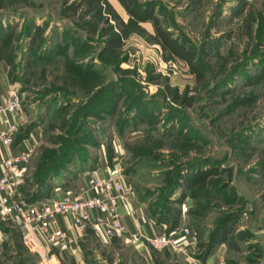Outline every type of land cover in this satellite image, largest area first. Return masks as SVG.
Returning a JSON list of instances; mask_svg holds the SVG:
<instances>
[{
  "label": "rangeland",
  "instance_id": "obj_1",
  "mask_svg": "<svg viewBox=\"0 0 264 264\" xmlns=\"http://www.w3.org/2000/svg\"><path fill=\"white\" fill-rule=\"evenodd\" d=\"M126 2L149 18L117 0L94 11L85 0H0V65L23 93L17 139L41 128L18 191H35L49 169L66 177L101 147L122 157L149 213L190 219L196 243L194 259L152 247L147 262L93 236L87 264H264V81L253 80L264 0ZM154 19L194 70L166 50ZM18 233L8 264H58Z\"/></svg>",
  "mask_w": 264,
  "mask_h": 264
},
{
  "label": "built area",
  "instance_id": "obj_2",
  "mask_svg": "<svg viewBox=\"0 0 264 264\" xmlns=\"http://www.w3.org/2000/svg\"><path fill=\"white\" fill-rule=\"evenodd\" d=\"M8 92L5 102L0 103V121H7L5 129L0 133V142L11 146L21 125L10 123L6 116L21 111L23 93L16 85L11 86ZM35 149V145L26 146L21 152L6 157L2 161L3 175L0 177V218L11 220L22 230V239L30 249L39 252L43 240L61 248L73 245L77 238L58 222L60 216L67 214L74 215V221L81 230L93 226L97 235L105 240L123 232L125 225L121 220L119 201L134 189L122 179L92 176L78 191L56 188L54 198L49 200L40 198L28 201L22 197L17 187L26 179L27 164ZM94 209L107 214V218L93 217ZM176 231L151 234L148 242L155 249H173L186 260L193 258L194 251L190 250L189 245L196 243V236L191 233L189 226L178 229L179 235H175ZM2 253L0 248V255Z\"/></svg>",
  "mask_w": 264,
  "mask_h": 264
},
{
  "label": "crops",
  "instance_id": "obj_3",
  "mask_svg": "<svg viewBox=\"0 0 264 264\" xmlns=\"http://www.w3.org/2000/svg\"><path fill=\"white\" fill-rule=\"evenodd\" d=\"M119 6L124 8L122 4L117 0ZM16 85L17 83H12L9 81V76H7V68L0 65V103H4L8 97V90L11 86ZM7 120L9 122H16L22 127V122L24 119L23 109L19 112L8 114ZM7 122V121H6ZM6 122L3 123L0 121V133L6 127ZM40 126L33 128L30 132L26 133L22 139L18 140L17 136L20 132L15 134V142L11 146L4 145L0 142V177L2 174V161L6 159L9 155L16 154L21 152L26 146L35 145L37 146L41 138ZM114 157L110 160L106 151L101 147L98 148L94 153L95 156L92 159L83 161L79 163V166H76L72 169L69 175L66 177H61L56 180H53L47 187H45V192L41 197L42 200H49L54 198L56 188L62 190H72L78 191L79 187L85 185L90 177H114L117 179H122L126 183L132 185V174L128 171L123 170V159L120 155H117L116 152L113 154ZM88 162V163H85ZM28 165V164H27ZM18 190V188H17ZM120 204V213L121 220L125 225L123 232H118L109 240L102 239L97 235L93 226H90L86 230H81L79 226L74 221V215L67 214L59 217V224L67 229L73 236L77 238V241L73 245L66 247H59L55 245L48 244L43 240V245L39 250V255L50 256V260L55 259L58 264H87L88 260L83 254L85 247L93 243L94 239L97 237L100 242L108 245V251L111 253L119 254L117 250L128 249L133 253V256H138L147 262H152L153 253L151 252V246L148 242V237L151 234L155 233H172L176 231L175 235H179L181 227H188L191 225L190 219L178 218V224L175 229H170L168 223L165 221L159 222L154 220L149 211L148 204L137 195L134 191L128 193L126 197L122 198L119 201ZM93 217H100L102 219L107 218V214L101 213L97 209L92 210ZM190 227V226H189ZM18 233V227L11 220H3L0 218V248H2L3 253L0 255V264H8L9 261L7 256H5V250L8 248L14 247L16 244V237ZM19 234V233H18ZM20 236V235H19ZM194 245H189L190 250H193ZM115 254V256H116ZM44 259V258H43Z\"/></svg>",
  "mask_w": 264,
  "mask_h": 264
},
{
  "label": "trees",
  "instance_id": "obj_4",
  "mask_svg": "<svg viewBox=\"0 0 264 264\" xmlns=\"http://www.w3.org/2000/svg\"><path fill=\"white\" fill-rule=\"evenodd\" d=\"M88 1L89 7L88 10L90 11H94L97 10V5H99L101 3L102 0H85ZM121 3L123 4V6L125 8H127L129 14L132 16V18L137 19V20H141L142 17L145 18H149V16H141L140 11L135 10L134 8H131L128 3L126 2V0H121ZM143 19V18H142ZM154 23V27H155V31L157 33V36L159 37V39H161L162 43L164 44L166 50H170L171 52H174L176 55H179L182 58H186L189 60L192 69L194 70V65H192V57H189V55H186V50L182 48V45L180 43H177L176 39H174L171 34L168 32V30L163 26V23H161V21H159L158 19H154L153 20ZM8 42V40H7ZM255 82L257 81H264V68L261 69V71L259 73H257L253 79ZM138 101V97L135 100V104ZM20 132V130H19ZM25 135L21 136L22 137ZM90 158H88L87 160H89ZM84 161V160H83ZM88 163V162H85ZM213 171L217 172V169H214ZM52 170H48L46 173L41 174L38 178H36V187H35V191L31 192V193H26L25 198L28 201H36V200H40V198L43 196L44 192H45V187H47L54 179H56V173L53 174ZM203 178H198L196 180V182H203ZM175 202H179L178 200ZM165 209V212H164ZM160 212H157L156 214L152 213L154 211H151L150 215L154 220H158L159 222H163L165 221L166 223L169 224V226H171L170 229H172V227H174L173 229H175V227L178 224V216L174 217L173 216V210L170 208L164 207L161 208V210H159ZM163 211V213H162ZM215 235H213V238H215ZM224 235H221L220 237H222L224 240L226 241V237H223Z\"/></svg>",
  "mask_w": 264,
  "mask_h": 264
}]
</instances>
